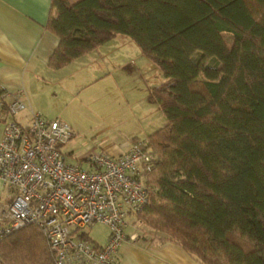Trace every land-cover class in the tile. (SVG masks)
<instances>
[{"label":"trees","instance_id":"1","mask_svg":"<svg viewBox=\"0 0 264 264\" xmlns=\"http://www.w3.org/2000/svg\"><path fill=\"white\" fill-rule=\"evenodd\" d=\"M46 29L51 69L123 35L164 78L151 94L167 123L142 140L153 191L134 216L151 240L199 264H264V0H50ZM0 258L53 260L34 225L3 238Z\"/></svg>","mask_w":264,"mask_h":264},{"label":"built area","instance_id":"2","mask_svg":"<svg viewBox=\"0 0 264 264\" xmlns=\"http://www.w3.org/2000/svg\"><path fill=\"white\" fill-rule=\"evenodd\" d=\"M6 111L0 134V181L6 190L0 242L34 225L52 253V264H117L119 248L139 238L126 233L125 219L135 216L153 191L146 183L152 158L145 142H132L119 157L89 152L83 160L92 170H84L65 162L63 148L73 137L66 123L46 119L18 95ZM94 224L109 229L99 247L84 233Z\"/></svg>","mask_w":264,"mask_h":264},{"label":"rangeland","instance_id":"3","mask_svg":"<svg viewBox=\"0 0 264 264\" xmlns=\"http://www.w3.org/2000/svg\"><path fill=\"white\" fill-rule=\"evenodd\" d=\"M224 38L230 46L231 37L224 35ZM86 56L83 57L86 60L71 63L57 74V78L64 80L66 85L74 84L69 88L70 93H59L58 98L65 97V100L67 99L65 103L73 99L75 106H70L69 115L55 117L72 130L73 137L65 146L66 149H75L74 155L87 150L96 154L104 151V147L110 144L121 145L134 139L144 140L166 125V118L151 94V90L163 83L164 78L159 69L141 54L132 40L118 35L114 40L98 48L92 56L87 58ZM86 70L92 71L91 75L96 78L94 80L91 76L85 78ZM43 90L44 93L45 90L49 91L47 87ZM79 99L88 108L80 106ZM104 100L112 108L125 112V115H106L110 110H101V103ZM76 104L80 108H77L79 111L75 115ZM91 108L98 114L106 113L86 115L91 112ZM86 164L88 163L82 162L78 165L85 169ZM125 220L129 225L127 234L136 232L138 237L146 241L153 237L154 232L140 223L136 217L129 215ZM84 233L91 242L103 244L109 229L104 225L94 224ZM2 262L6 264L3 260Z\"/></svg>","mask_w":264,"mask_h":264},{"label":"crops","instance_id":"4","mask_svg":"<svg viewBox=\"0 0 264 264\" xmlns=\"http://www.w3.org/2000/svg\"><path fill=\"white\" fill-rule=\"evenodd\" d=\"M49 12L50 0H0V90L3 91L5 102L9 103L18 95L29 108L52 120L60 115H69V108L75 106V100L65 103V97L58 98L59 93H70L69 88L74 84L66 85L64 80L57 78L62 69L54 70L48 67V61L58 45L57 38L46 29ZM94 52L87 56H92ZM83 57L74 62L86 60ZM91 74L92 71L86 70L85 78L91 76L94 80L96 76ZM44 87L49 91L45 90L44 93ZM79 103L82 107L85 105L80 99ZM77 104L75 115L79 111L77 108H80ZM101 104V110H110L108 113L104 112L106 115H125V112L112 108L106 100ZM90 111L86 115H105L98 114L93 109ZM3 115L4 113L0 112V134L3 129ZM26 119L25 114L20 115L21 121L25 122ZM131 143L132 141L121 145L110 144L104 147L103 152L111 157H119L129 149ZM74 151L75 149L66 147L63 149L65 162L69 165L86 162L83 158L92 152L87 150L74 155ZM86 165L87 168H81L92 170L89 163ZM5 197L6 190L0 181V205L4 203ZM116 259L117 264H199L172 242L158 243L142 238L124 243L119 248Z\"/></svg>","mask_w":264,"mask_h":264}]
</instances>
